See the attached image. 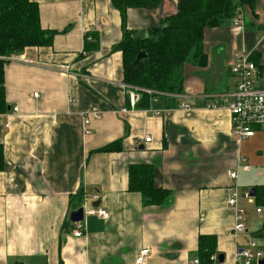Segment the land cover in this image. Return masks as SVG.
Listing matches in <instances>:
<instances>
[{
	"label": "crops",
	"instance_id": "obj_1",
	"mask_svg": "<svg viewBox=\"0 0 264 264\" xmlns=\"http://www.w3.org/2000/svg\"><path fill=\"white\" fill-rule=\"evenodd\" d=\"M37 2L42 27L57 33L52 46L27 48L5 67L0 264H135L144 248L147 264H190L201 236L216 237L224 256L218 264H235L237 249L251 241L264 248V207L255 202L256 187L264 186V130L239 141L223 106L238 81L231 62L246 47H256L254 87L264 90V0L254 12L241 11L244 34L233 33L232 20L206 30L208 66L187 67L184 93L159 95L148 108L131 103L123 55L114 48L126 30L141 38L159 27L178 0L128 9L125 27L112 0ZM86 34L94 40L87 52ZM214 103L220 107L209 108ZM92 106L102 118L87 134L83 113ZM113 144L120 149L101 150ZM143 164L153 166L156 186L170 191L165 204L146 205L130 191V167ZM237 168L247 220L239 235L228 176ZM82 207L86 233L77 238L67 223ZM93 208L108 218L85 215Z\"/></svg>",
	"mask_w": 264,
	"mask_h": 264
},
{
	"label": "trees",
	"instance_id": "obj_2",
	"mask_svg": "<svg viewBox=\"0 0 264 264\" xmlns=\"http://www.w3.org/2000/svg\"><path fill=\"white\" fill-rule=\"evenodd\" d=\"M256 1L178 0L176 13L163 19L159 27L148 30L144 37L134 38L126 30L124 39L114 50L123 55L125 84L142 90L136 107L148 108L159 95L183 94L186 68L205 69L208 66L206 30L221 27L239 11L254 12ZM112 3L121 12L125 27L128 9L156 8L160 0H112ZM56 33L42 27L37 0H0V114L8 112L4 84L6 63L27 48L52 46ZM91 43L85 41V52L91 50ZM141 51L149 57L135 70L134 62ZM253 60L259 66L258 58ZM171 101L168 107L173 108L177 102ZM118 149L113 144L101 150ZM4 169L5 155L0 145V171ZM129 189L141 193L146 205H163L170 195L169 190L156 186L154 168L146 164L130 167ZM255 202L264 207V186L256 187ZM67 224L74 226L71 221ZM214 255L218 256L216 237L201 236L197 253L200 264H211Z\"/></svg>",
	"mask_w": 264,
	"mask_h": 264
},
{
	"label": "built area",
	"instance_id": "obj_3",
	"mask_svg": "<svg viewBox=\"0 0 264 264\" xmlns=\"http://www.w3.org/2000/svg\"><path fill=\"white\" fill-rule=\"evenodd\" d=\"M244 17L239 11L234 19H232V31L235 35H241L245 32ZM85 41L94 42L93 37L86 34ZM256 47L252 50L247 47L244 48L243 52L236 55L234 60L231 62V72L237 78V86L235 92L224 100L223 106L226 107L232 116V129L233 133L239 141L245 138H250L255 135L256 128L264 130V90H260L254 87V79L256 77L258 66L252 60V56ZM17 58V57H15ZM13 58V59H15ZM12 59V60H13ZM68 69L66 71L68 72ZM130 101L132 104H137L140 99L139 88L127 86ZM152 93V91H147ZM38 96V94H35ZM217 104L209 106V108H218ZM180 108L188 109L189 105L182 104ZM19 111L18 107L14 108V113ZM159 115V112H155ZM84 126L87 134L91 133L89 126L92 121L99 120L102 118V112L98 106L90 107L86 112L83 113ZM151 138H147L146 142H150ZM228 176L232 182L230 190L232 191L229 205L235 210L236 221L234 225V232L236 235L245 233L247 231L246 215L244 210L239 207V169L229 170ZM245 197L252 200L251 192H246ZM97 196H95V199ZM257 214H262L263 210L258 208ZM85 215H97L100 218H108L109 213L107 210L102 208L85 209ZM73 235L77 238L83 237L86 233V223L81 221L74 223ZM150 255V250L144 248L141 250L135 260V264H147V258ZM211 264H218V256L214 255L211 257ZM264 261V248H262L256 241H251L247 247L238 248L235 256V264H261ZM190 264H200L198 259H195Z\"/></svg>",
	"mask_w": 264,
	"mask_h": 264
},
{
	"label": "water",
	"instance_id": "obj_4",
	"mask_svg": "<svg viewBox=\"0 0 264 264\" xmlns=\"http://www.w3.org/2000/svg\"><path fill=\"white\" fill-rule=\"evenodd\" d=\"M148 54L145 51H141L138 55L137 58L134 62V69L138 70L139 64L143 61V60H147L148 59ZM255 196V190L252 189L251 190V197ZM84 220V208H79L76 211H73L70 215V221L73 223H78ZM219 262L223 263L224 262V256L223 255H219L218 256ZM261 264H264V261L261 262Z\"/></svg>",
	"mask_w": 264,
	"mask_h": 264
}]
</instances>
